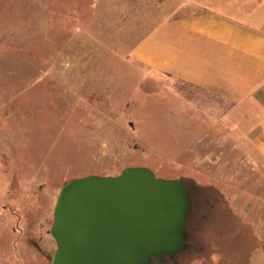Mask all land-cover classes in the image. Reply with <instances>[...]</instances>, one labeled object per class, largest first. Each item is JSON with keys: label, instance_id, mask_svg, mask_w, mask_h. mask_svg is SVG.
I'll return each mask as SVG.
<instances>
[{"label": "rangeland", "instance_id": "obj_1", "mask_svg": "<svg viewBox=\"0 0 264 264\" xmlns=\"http://www.w3.org/2000/svg\"><path fill=\"white\" fill-rule=\"evenodd\" d=\"M164 12L163 0H0V239L20 264L52 263L67 182L128 167L188 185L189 246L169 264H264V156L223 133L207 143L218 164L197 166L166 134L164 78L126 59Z\"/></svg>", "mask_w": 264, "mask_h": 264}, {"label": "crops", "instance_id": "obj_2", "mask_svg": "<svg viewBox=\"0 0 264 264\" xmlns=\"http://www.w3.org/2000/svg\"><path fill=\"white\" fill-rule=\"evenodd\" d=\"M163 8L126 59L149 81L164 78L166 134L183 137L199 167L218 164L207 143L223 133L264 156V0H163ZM5 241L0 264H20L18 246Z\"/></svg>", "mask_w": 264, "mask_h": 264}, {"label": "water", "instance_id": "obj_3", "mask_svg": "<svg viewBox=\"0 0 264 264\" xmlns=\"http://www.w3.org/2000/svg\"><path fill=\"white\" fill-rule=\"evenodd\" d=\"M183 179L147 167L67 182L54 209L51 264H153L186 250L191 210Z\"/></svg>", "mask_w": 264, "mask_h": 264}, {"label": "flooded vegetation", "instance_id": "obj_4", "mask_svg": "<svg viewBox=\"0 0 264 264\" xmlns=\"http://www.w3.org/2000/svg\"><path fill=\"white\" fill-rule=\"evenodd\" d=\"M192 206V205H191ZM191 211V210H190ZM190 214V213H189ZM189 217L190 215H188V220H189ZM188 220H187V223H188ZM187 223H186V231H187ZM187 244L189 246V237L187 235ZM176 255H173V256H168L165 260L163 261H154L153 264H169V262L173 261L174 258H175Z\"/></svg>", "mask_w": 264, "mask_h": 264}]
</instances>
